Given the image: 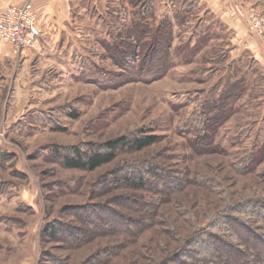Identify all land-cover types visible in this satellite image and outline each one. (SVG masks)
<instances>
[{
  "label": "rangeland",
  "instance_id": "374dc122",
  "mask_svg": "<svg viewBox=\"0 0 264 264\" xmlns=\"http://www.w3.org/2000/svg\"><path fill=\"white\" fill-rule=\"evenodd\" d=\"M236 1L242 24L195 0H175L170 16L150 14L147 0H99L72 23L58 61L6 63L0 264H175L183 248L203 257L209 245L188 244L207 232L252 252L231 219L264 235L263 219L234 211L264 204V0ZM164 20L168 48L155 41ZM125 136L157 141L93 171L64 166L74 150ZM153 165L186 182L170 192L122 185ZM110 213L125 226H102Z\"/></svg>",
  "mask_w": 264,
  "mask_h": 264
},
{
  "label": "trees",
  "instance_id": "16d2710c",
  "mask_svg": "<svg viewBox=\"0 0 264 264\" xmlns=\"http://www.w3.org/2000/svg\"><path fill=\"white\" fill-rule=\"evenodd\" d=\"M143 0H130L132 6H138L142 3ZM146 5H143V9H146L148 6V11L151 14L153 11L147 0ZM140 16H144L143 20H145L146 14H140ZM167 20H164L160 27L158 28L160 31L157 32L155 37L156 43H160L165 45L166 48L171 46V42L173 41V28L172 25H168ZM137 26L140 24H136L134 28L131 30H135ZM129 47L132 44L131 41L127 44ZM168 61H169V50L167 52ZM165 73V72H164ZM157 138L154 136L148 137H140L134 136L132 138L129 137H121L115 140H111L104 144V150H92L91 152H81L80 150H74L72 154L63 156L64 166L67 168H79L85 170H96L103 165L109 164L113 162L117 155L122 152L129 151H140L150 145L156 143ZM161 170V171H159ZM136 175V176H135ZM133 177H124L121 180L122 185H128L130 187L135 188H147L149 185L153 187V191L164 192V191H175L180 187V183L186 182L184 178H176L173 175L165 172L163 169L153 165L151 167H145L144 172H136ZM149 184V185H148ZM160 187V188H159ZM164 190V191H161ZM261 207H260V206ZM137 208V207H134ZM138 209V208H137ZM242 210L244 212H250L251 216L258 217L263 219L264 221V204L260 201H251L247 204H244L241 207H237L234 211ZM110 211V210H109ZM111 212V211H110ZM108 218L110 217V223H104L103 225L111 226V229L120 230L119 228L125 226L126 219L123 216L116 215L115 213L107 214ZM229 215H226V217ZM117 217V218H116ZM233 217V216H232ZM98 219L101 220V218ZM236 224L239 225L240 230L238 232L234 231V238L242 241V239H248L249 237L254 240V244L250 245L252 249V254L247 253L245 250H242L238 245L230 242L226 236L223 234H218L214 232H207L201 236L196 235L192 240L189 241L190 245H196L198 247H206L209 245L208 251L204 254L203 257L200 256L201 249L189 250L188 248L181 249L178 254L173 257V261L175 264H264V235L259 233L252 232L251 226H248L245 222H239V219H231ZM132 222V220H130ZM106 226V227H107ZM133 227V226H132ZM226 227H229L227 224ZM51 231L53 233H58L59 231L52 226ZM124 229V228H123ZM126 229V228H125ZM229 257V262L220 261V256ZM252 258V260H250ZM160 264H170L169 262H162Z\"/></svg>",
  "mask_w": 264,
  "mask_h": 264
},
{
  "label": "crops",
  "instance_id": "0c3cea01",
  "mask_svg": "<svg viewBox=\"0 0 264 264\" xmlns=\"http://www.w3.org/2000/svg\"><path fill=\"white\" fill-rule=\"evenodd\" d=\"M110 1L112 0H104L105 5ZM148 1L154 8L156 16H170L176 8L175 0ZM28 2L32 3L37 15L38 34L32 39L30 46L24 49L0 40V77L6 63L13 64L19 58L23 60L25 66L34 62L36 65H41L51 59L56 61L58 59L56 56L63 53L64 41L68 39L72 23L82 16L83 12H87V8L98 7L99 0H0V14L9 7L21 6ZM195 2L209 8L223 22H226L227 18H234V15L238 24H242L244 20L236 0H195ZM180 3L186 6L191 5L192 2L182 0Z\"/></svg>",
  "mask_w": 264,
  "mask_h": 264
},
{
  "label": "built area",
  "instance_id": "2783aa9c",
  "mask_svg": "<svg viewBox=\"0 0 264 264\" xmlns=\"http://www.w3.org/2000/svg\"><path fill=\"white\" fill-rule=\"evenodd\" d=\"M36 22L32 3L9 7L0 14V40L19 49L27 48L38 34Z\"/></svg>",
  "mask_w": 264,
  "mask_h": 264
}]
</instances>
